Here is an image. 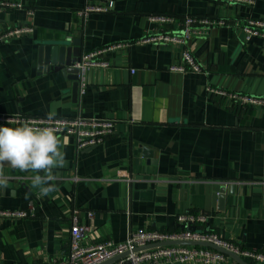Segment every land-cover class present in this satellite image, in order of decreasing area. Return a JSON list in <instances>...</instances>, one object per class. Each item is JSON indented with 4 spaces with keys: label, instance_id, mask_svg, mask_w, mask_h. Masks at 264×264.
Returning <instances> with one entry per match:
<instances>
[{
    "label": "crops",
    "instance_id": "obj_1",
    "mask_svg": "<svg viewBox=\"0 0 264 264\" xmlns=\"http://www.w3.org/2000/svg\"><path fill=\"white\" fill-rule=\"evenodd\" d=\"M22 2L34 10L31 18L24 10L0 15V30L29 22L34 28L0 42V114L112 119L114 130L102 145L80 151L58 135L66 164L54 170L57 190L43 197L31 185L33 173L4 165L0 210L27 217L0 218V264L65 257L71 210L89 228L81 245L122 242L138 230L181 231L186 226L178 216L205 214L204 230L264 252V107H242L208 92L264 98V40L245 42L239 29L248 18L264 20V0H113L110 12L85 20L78 16L84 0ZM150 15L228 25L188 41L198 73L170 71L181 47L154 44L102 57L109 66L90 68L84 92L74 99L61 72L38 71L39 42L80 37L84 55L179 30L150 23ZM219 264L236 263L227 257Z\"/></svg>",
    "mask_w": 264,
    "mask_h": 264
},
{
    "label": "built area",
    "instance_id": "obj_2",
    "mask_svg": "<svg viewBox=\"0 0 264 264\" xmlns=\"http://www.w3.org/2000/svg\"><path fill=\"white\" fill-rule=\"evenodd\" d=\"M233 2H244L252 5L253 0H226ZM113 0H84L83 8L78 12V16L85 20L90 14H105L111 11ZM10 10H24L28 18L34 14L32 8H26L22 0H0V15ZM147 20L154 25L177 24L179 30L176 32H158L146 35L135 42L116 43L105 48L89 52L82 55L80 61L75 64L78 70V91L85 90L86 74L93 67L107 68L108 61L102 57L115 50L125 49L132 44H154L156 46H179L181 47L179 64L170 67L173 72H193L201 71L190 50L188 41L195 37H203L213 29L227 26L223 19L210 17L185 16L177 20L168 15H150ZM239 29L244 35V41L252 39L264 40V20L248 18L242 22ZM34 28L29 22L26 25L14 27L12 29L0 30V42L12 38H20L32 34ZM208 92L220 98L231 101L239 106L264 107V98L253 97L229 93L223 90L208 88ZM24 122H30L33 126H52L58 129L57 135L69 137L73 140L76 150H84L90 147L102 145L105 139L113 133L114 120L101 118H86L75 116L70 118L35 117L22 114H0V125L21 126ZM90 218L91 213H87ZM24 212H11L0 210V218H24ZM69 228V249L65 257L52 264H104L107 261L127 253L121 259L112 264H219L224 262L226 255L209 249L197 246H157L150 249L144 248L150 244L164 241H193L210 243L223 248L251 264H264V252L257 250H247L221 239L216 233L203 229L207 222L205 214H186L177 217V222L184 226H201L199 229L181 230L176 232H164L157 230H138L131 232L122 242L104 241L92 245H81L82 240L89 232L87 225L79 222L77 210H71ZM139 248L140 250L134 251Z\"/></svg>",
    "mask_w": 264,
    "mask_h": 264
},
{
    "label": "clouds",
    "instance_id": "obj_3",
    "mask_svg": "<svg viewBox=\"0 0 264 264\" xmlns=\"http://www.w3.org/2000/svg\"><path fill=\"white\" fill-rule=\"evenodd\" d=\"M52 119L53 114L49 113ZM58 129L52 126L38 127L30 122L12 128L0 125V186H5L7 177L4 165L21 172H30L33 188L41 197L56 191L54 170L66 164L61 150Z\"/></svg>",
    "mask_w": 264,
    "mask_h": 264
},
{
    "label": "water",
    "instance_id": "obj_4",
    "mask_svg": "<svg viewBox=\"0 0 264 264\" xmlns=\"http://www.w3.org/2000/svg\"><path fill=\"white\" fill-rule=\"evenodd\" d=\"M82 57L81 39L64 38L54 42H39L37 46V68L40 73L44 72H61L66 80L71 82V92L73 99L78 94V70L75 68V64L80 61ZM147 157L151 156V152H145ZM195 230L194 226H186L182 230ZM170 245H183V246H197L202 248H209L218 251L227 257L231 258L236 264H250L236 256L235 254L205 242H193V241H164L156 244H150L140 249H150L157 246H170ZM139 248L134 251L140 250ZM127 253L119 255L104 264H112L118 259L125 257ZM129 264V262H125Z\"/></svg>",
    "mask_w": 264,
    "mask_h": 264
}]
</instances>
